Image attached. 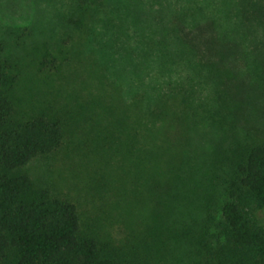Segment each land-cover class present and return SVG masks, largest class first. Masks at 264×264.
Listing matches in <instances>:
<instances>
[{"label":"trees","instance_id":"trees-1","mask_svg":"<svg viewBox=\"0 0 264 264\" xmlns=\"http://www.w3.org/2000/svg\"><path fill=\"white\" fill-rule=\"evenodd\" d=\"M60 18L39 68L58 75L97 43L98 89L81 97L59 87L68 102L25 109L0 43V264H264V136L235 119L241 70L264 109V0H67ZM123 54L153 70L149 81L127 89L120 72L109 79ZM87 118L81 142L93 137L124 161L120 213L108 222L85 218L27 170ZM131 184L145 192L140 214L126 206Z\"/></svg>","mask_w":264,"mask_h":264},{"label":"rangeland","instance_id":"rangeland-1","mask_svg":"<svg viewBox=\"0 0 264 264\" xmlns=\"http://www.w3.org/2000/svg\"><path fill=\"white\" fill-rule=\"evenodd\" d=\"M66 1L0 0L2 58L13 64L12 74L15 75V81L12 91L18 97V104L25 109L29 106L37 107L46 100L56 104L68 102L65 94L56 92L59 87L62 92L70 91L72 95L81 97L98 89V76L93 72L92 61L104 56L97 51V43L92 47L90 43L85 42L81 47L79 60L71 59L58 75L46 79L45 72L39 68L41 55L45 50H54L57 37L64 30L60 15L65 9ZM112 1L104 0V4L108 6ZM89 26L92 31H97L102 28V22L91 19ZM124 44L128 46L130 42L126 41ZM123 56L119 65L110 68L109 79H117L120 72L123 85L127 89L136 83L135 80L139 79V82L145 83L149 81L153 70H143L139 65H135L130 56ZM137 73L139 77L136 76ZM241 73L244 75L245 92L253 96L250 98L245 92L242 93V107L235 116L237 125L255 136L263 137L262 98L246 83L245 71L241 70ZM124 97L126 99V94ZM89 126V118L81 120L75 134L66 139L62 147L48 155L34 158L28 164L27 170L36 183L48 186L56 195L73 200L81 214L88 216L85 218L100 217L108 222L107 216L114 219L120 213L112 204L116 198V189L120 185L119 178L123 175L124 161L113 153L101 154L95 147V140L90 139L93 137L84 143L81 142L78 135L87 131ZM132 174H129V180L134 178ZM140 178L142 176L138 177ZM129 190L128 192L127 189L126 196L128 212L132 210L133 213L140 214L146 200L145 192L140 186L136 190L132 184ZM258 215L264 225V209L260 210ZM108 228L116 232L121 227L118 222H114Z\"/></svg>","mask_w":264,"mask_h":264}]
</instances>
